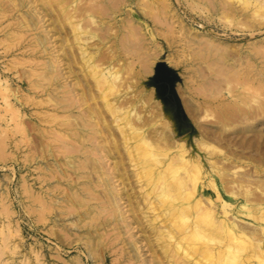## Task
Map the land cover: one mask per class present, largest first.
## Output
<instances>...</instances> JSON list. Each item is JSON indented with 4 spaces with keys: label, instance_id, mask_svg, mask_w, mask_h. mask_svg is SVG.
<instances>
[{
    "label": "rangeland",
    "instance_id": "rangeland-1",
    "mask_svg": "<svg viewBox=\"0 0 264 264\" xmlns=\"http://www.w3.org/2000/svg\"><path fill=\"white\" fill-rule=\"evenodd\" d=\"M60 1L0 0V264H173L147 222L158 215L155 222L169 225L154 199L145 198L146 192L157 194L150 182L153 170L139 172L136 183L126 152L133 141L125 140L104 96L123 99L133 119H147L142 133L160 131L184 146L186 159H195L192 177L205 181L198 182L192 198H209L218 216L221 208L229 212L225 227L232 228L234 245L245 252L256 237H264V84L256 83L254 91L241 86L248 71L255 77L262 73L264 82V13L250 17L251 28L240 14L223 15L220 0H64L62 6ZM221 1L239 12L247 2ZM87 4L95 21L80 18L104 38L89 40L96 44H88L92 61L99 54L118 56L110 87L98 86L73 37L70 20ZM224 49L240 55L242 63L228 76L223 65L231 60ZM159 62L168 67L177 98L155 76ZM250 93L254 106L244 103ZM260 104L263 113H242ZM86 133L108 152L102 163L129 226L106 211L108 203L98 206L92 199L111 197L109 187L96 185L93 195L86 189L104 171L101 159L89 154L100 166L87 164L76 172L67 164L79 160L73 147ZM177 226L175 220V231ZM195 243L192 236L180 242L189 264H224L225 247L211 256L194 252Z\"/></svg>",
    "mask_w": 264,
    "mask_h": 264
},
{
    "label": "bare ground",
    "instance_id": "bare-ground-1",
    "mask_svg": "<svg viewBox=\"0 0 264 264\" xmlns=\"http://www.w3.org/2000/svg\"><path fill=\"white\" fill-rule=\"evenodd\" d=\"M64 4H65L64 0L60 1V6ZM220 4L223 10L221 11V13L223 15L227 16V15H233V14H240L242 15V18L244 19V22H248L250 24V27L253 26L252 23L249 21L250 17L256 16V15L259 16L261 12L264 13V0H247V2H245L244 4L245 5L243 8L244 10L241 9V12H239L240 10H237V8H235V6H233L232 4L227 5L226 2H222L221 0H220ZM87 5L83 6L82 8L81 7L79 8L78 6V9H75L77 11L75 12L76 14L74 13L76 15L74 17H79V18L78 19L75 18V20H70L71 29L73 31V37L75 38V40H77L81 54L87 56L88 58L87 67L89 68V71L92 72V74L97 75L96 83L98 84V86H101L100 85L101 83L103 85L105 84L106 86L110 87L114 83L115 81L114 79L117 75V71L114 69V66L115 64H118V56L116 55V57L113 58V57L105 56L103 54H99L100 59H94V60H97V62H99L100 60L102 62L97 63L95 61H92L93 55L90 52V49L88 48V44H91V46L96 45V44L94 43L92 44L91 42L89 43V40L90 39L95 40L96 38H99V39L101 38L104 39V38L102 37V34H100L102 31L99 33L100 37H98V34L95 32V30L94 31H92V29L90 30L91 24L89 25L87 19H84L85 20L84 22L80 18V16L82 17V15H86L88 19H90V21L92 22L95 21L93 20L94 11L92 8H90L91 6L89 5L87 6ZM102 8H103L102 10L105 9L104 12L107 11L105 6H102ZM71 9L69 11H71ZM69 19H70V16H69ZM258 21L259 19L257 20V23ZM262 22L259 21V23H262ZM98 24H95V25H98ZM99 25L101 26V30L106 31L107 28L105 29V25L103 24V22L100 23ZM246 27H249V26H246ZM101 52L104 53V51L102 50ZM225 52H228L227 49H224V52H222L223 56L228 57L229 55L226 54ZM229 58L231 62H224V65H223V69L226 71L225 76L234 74V73H230L232 71H235L233 68L235 67L237 68V66L242 64L240 63L238 65L239 62L237 63V61L241 58L240 55L238 54L234 56H229ZM239 61L241 62V60ZM214 64L215 62L212 63V66ZM260 71H257V73ZM260 74L262 73L257 74L259 75V77H255V75H253L251 71H248L245 74H243V76L241 77V79H243L241 80L243 81L241 86H243L244 90L248 88L250 89V87L254 86L253 88V91H254L258 87V86H255L256 83L260 82L261 84H264L263 80L260 78L261 77ZM62 89H64V87ZM117 89L116 91H118ZM64 91L63 92L67 94V92L69 93L71 92V89L69 91L64 89ZM253 94L251 93L250 95L246 94L247 96H245L246 97L245 102H244L245 104L247 105L249 104V106H254V105H250V104L255 103V100H254L255 98H253ZM124 98H126V96ZM67 99L63 101H67ZM120 99L118 98V96H114L112 100H108V98L104 96V100L106 101L105 103L115 114V118H116V121L118 122V125L120 126V128H124V132L127 133L125 136V140L133 141L132 144L128 145L126 152H128L127 158L130 160V163L134 169L133 173L135 174L133 175L134 177H136V183H140L139 181L140 176L138 175L139 172L153 170V176L150 182L152 185H154L157 188L156 190L157 194L151 197L150 192H146L145 198L148 197L149 201H151L152 198L154 199L153 202H155V204H158L159 207L161 208V212L159 213V215L165 217V221L167 220L169 225H161L158 222H155V220L158 218V215L155 216V218L153 219L151 218L148 219L147 222H148V226L151 227L154 234L158 237L156 240L157 241L163 240L164 242L163 247L165 251H168V250L170 251L171 254L167 255L168 257H170V261L173 264H176V261L180 259L181 262L184 264L190 263L189 259L187 258V253L185 252L183 247H181L180 242L186 240L189 236H192L196 240V243L192 247L194 252H200L204 254H210L211 256H215L218 253L217 251L218 248L225 247V253L223 257L224 264H233L234 262H236L237 264H243L244 261L246 260L249 261V264H264V237H261V236L256 237L254 241L252 242V244L248 246V248L245 249V252H242L240 248L238 247V245H234L233 240L234 238L236 239V236L233 234V230L231 227H228V228L225 227V218L227 216H230L229 212H227V210H225L224 208H221L220 216H218L219 211L216 210V206L212 203V201L209 198H202L201 196H194L192 198L191 196L192 191L194 192L195 190H197L198 182H201L202 184H204L205 182L202 177H200L199 180L192 177L191 170L196 169V165L194 163L195 159H191V158L186 159V156L183 154L184 146L182 145L181 148H179L178 147L179 144H176L174 141H172L170 137L166 136L167 134L164 135L160 131L157 132L158 130L156 131L157 133L151 136L142 133L141 124L147 121V119L144 118L145 119L144 121L142 119L143 117L141 119L140 117L133 119L132 117H134L135 114L131 116L130 111L126 110L125 107L121 105L123 102V99H121L122 100L121 102H120ZM261 107L262 105L260 104L259 108H254V107H248L247 109L242 108L243 109L242 113L247 114L248 112H254V111H257V113H263V108ZM240 110L241 108H239V111ZM88 123L86 122V124L84 123L82 124L85 127L87 126L90 127L89 126L90 124ZM74 130L76 131V129ZM90 131L92 130L90 129ZM147 133L149 132L147 131ZM151 133H153V130ZM72 134L74 135V133ZM89 136L90 134L88 133H86L85 136H83V138H82V135L81 136L78 135L77 141H79V146L75 148L76 146L75 145L73 147L74 148L73 151L78 152V154L80 155H76V156L73 155V156L74 158H79V160L78 161L75 160L74 162L73 160L67 161L68 166L72 168L73 171L75 172L80 169L82 170L85 165L87 166V164H89L93 169H95L96 167H98L97 165L103 162L102 160L103 156L106 153H108L106 152L104 154L103 152L104 150L100 149L99 146H96L95 141L92 140V138H90ZM63 148L64 147H62V149ZM75 149L77 151H75ZM68 151L69 150H67V152ZM92 153L93 155H96L97 159L99 160L101 159V163L99 162V164H97L96 163L97 161L95 158H93L94 159L93 160L88 157L89 154L91 155ZM105 156H107V154ZM189 162H191L190 164L191 167L188 166ZM104 165L105 164L103 163L101 164L102 170L104 169ZM111 179H112L111 174L109 173L108 169L105 168L104 171L100 172V175L97 176V180L94 181V183L88 184L89 186L86 185V189L88 190V192H90L93 195L94 194L93 191L96 185L105 186V188L109 187V189L112 190L111 191L112 194H110L111 197L105 196L106 195L105 194L103 197L98 196L97 198H94L93 196L92 199L96 201L95 204L98 206L99 205L103 206L104 203H108L110 207H107L106 211L109 214L113 215L114 217L120 218V222L124 223L125 226H129L127 217L124 216V211L121 209V206H120V197H119L120 193L111 184ZM209 183H211V186L214 189L215 194L218 195V187H217L215 180L210 179ZM146 184H148V182ZM86 189L84 188V192L86 191ZM75 194H76V198L78 197L77 201L80 204L82 202V198L79 197L80 192L78 191ZM87 199L88 201L92 200L91 198H87ZM85 202L87 201L85 200ZM153 202L151 204H153ZM205 202H207L208 204L206 205ZM92 212L94 214H97L95 212V209H93ZM132 218L134 219V217ZM175 220H177L178 222V226H177L178 228L176 231L172 227V223H174ZM209 221H212V226L210 228H207L205 225ZM226 229L228 231H226ZM258 231H259L258 229L254 228L255 234L258 233ZM179 251H181L182 253Z\"/></svg>",
    "mask_w": 264,
    "mask_h": 264
},
{
    "label": "water",
    "instance_id": "water-1",
    "mask_svg": "<svg viewBox=\"0 0 264 264\" xmlns=\"http://www.w3.org/2000/svg\"><path fill=\"white\" fill-rule=\"evenodd\" d=\"M168 72H169V69L163 62H159L158 64H156L155 76L159 80L167 82L171 88V93L174 95L175 98H177L176 92L174 90V84H173L174 79L171 76H169Z\"/></svg>",
    "mask_w": 264,
    "mask_h": 264
}]
</instances>
